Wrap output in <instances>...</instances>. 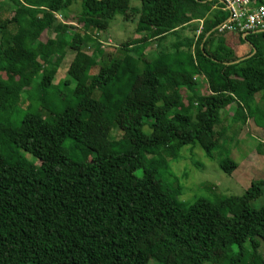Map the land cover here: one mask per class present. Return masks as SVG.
I'll use <instances>...</instances> for the list:
<instances>
[{
  "label": "trees",
  "instance_id": "trees-1",
  "mask_svg": "<svg viewBox=\"0 0 264 264\" xmlns=\"http://www.w3.org/2000/svg\"><path fill=\"white\" fill-rule=\"evenodd\" d=\"M10 1L17 12L0 21V264H264V204L251 206L264 178L241 196L185 204L179 187L158 177L184 146L213 158L228 106L234 120L264 127V29L231 32L250 48L237 57L216 13L194 51L187 42L150 59L148 42L221 0H140V8L130 0ZM76 3L81 12L66 17ZM250 3L264 9V0ZM130 14L140 37L92 75L104 48L98 38L116 15ZM47 32L59 35L39 42ZM66 36L68 80L53 86L62 59L54 46ZM38 42L42 53L30 56ZM218 166L229 176L238 167L229 157Z\"/></svg>",
  "mask_w": 264,
  "mask_h": 264
},
{
  "label": "rangeland",
  "instance_id": "rangeland-1",
  "mask_svg": "<svg viewBox=\"0 0 264 264\" xmlns=\"http://www.w3.org/2000/svg\"><path fill=\"white\" fill-rule=\"evenodd\" d=\"M24 1V0H21ZM37 1V0H36ZM44 0H40L42 2ZM28 2V1H26ZM39 6L43 3H32ZM47 6V2L44 3ZM218 7L224 8V5L217 3ZM130 6L134 8H140V0H130ZM2 10V11H1ZM17 7L10 0H0V21L6 20L15 16ZM81 12L80 3L72 5L68 12L65 13L66 17H77ZM219 18L226 22L230 18V13L217 12ZM58 22H62L63 18L55 15ZM18 20L22 21V15L18 13ZM138 20L137 15H128L123 17L122 15H116L114 20L110 24V28L107 31L108 35H101L98 38L103 43L101 48L103 54L99 56L98 64L91 70V74L98 72V69L102 65H106L109 60L118 55V49L125 42L137 39L135 35V26ZM74 27H81L76 23H70ZM13 28V27H10ZM189 30L193 32L194 28ZM14 31V28L13 30ZM72 33V31H70ZM84 30H81V34ZM179 34V33H178ZM59 34L47 32L42 35L41 43L47 41V39H55ZM231 38L232 34H228ZM237 35L238 39V34ZM177 36V35H175ZM68 36L64 38L62 43L55 44L54 52L58 56H62L57 75L53 80V86H57L60 82L68 80L67 69L70 62L73 59L74 53L69 49ZM33 38H31L32 40ZM176 41V37L174 39ZM35 44L31 46L30 56L40 55L43 47L41 44ZM94 47L91 44L87 45L85 51L88 54L93 52ZM150 50V48H149ZM148 50V51H149ZM155 53L157 49H152ZM146 54H148L146 52ZM147 56L152 57L151 54ZM3 78L5 75L2 74ZM38 83V80H37ZM73 86V84L71 85ZM34 92V91H33ZM36 94L42 95L44 93L43 88H36ZM181 94L186 96L184 90ZM259 98V96L257 97ZM257 98L255 97L254 105L257 104ZM27 99V98H26ZM29 111L39 110V106L27 100L25 103ZM231 112V111H230ZM230 112L221 114V124L217 127L219 130L225 132L220 139L219 147L213 152V158H209L208 155L198 145L191 147V145L184 146L180 150L176 160L169 161L167 168H160L158 170V177L164 183L170 186L179 187L180 200L185 204H192L196 200L203 198L210 201H216L220 198L229 196H241L244 191L250 186L253 180H260L264 178V144L261 145L260 141L252 131V126H243L241 122L230 118ZM216 127V129H217ZM147 132V129H145ZM229 157L235 161L238 165L237 169L229 176L221 171L218 166V162L222 158ZM141 171H137L136 174L140 175ZM264 204V188L260 198L251 202V206L254 209L260 208ZM261 255L264 256V244L259 249ZM149 264H157L156 262H149Z\"/></svg>",
  "mask_w": 264,
  "mask_h": 264
},
{
  "label": "crops",
  "instance_id": "crops-1",
  "mask_svg": "<svg viewBox=\"0 0 264 264\" xmlns=\"http://www.w3.org/2000/svg\"><path fill=\"white\" fill-rule=\"evenodd\" d=\"M199 8L197 7L196 8L197 12L192 14V18H191V22H190L189 26L184 27L183 29H180L176 33L167 35L165 37L166 39L163 40V41L162 40H158V39H154V40L148 42L146 44L144 53L146 54V52H147L148 54H151L152 57H150V59H152V58H154L156 56L157 52L162 50L163 48L170 49V48H173V47H176V46H181L184 49H186V47H187L186 43L187 42H192V45H191L190 49H191V52L194 51V49L196 47V42H197L198 36L201 34L200 33L197 36L198 29L200 27H202L205 22L213 21L214 20V14H216L218 11H220L221 13H225L224 8H221V7L219 8L217 3L212 4V5H208L205 8H201L202 12L205 9L204 10L205 12H203V14L200 12ZM190 28H194L193 32L189 31V30L192 31V29H190ZM231 32L232 31H228V32H226L224 34L225 47L228 48V49H231L233 51L234 55L237 56V57L246 56L249 53V51H250L249 50L250 49L249 46L247 44L240 43V41L238 39H236L237 35H235L234 33H231ZM229 33L232 34L231 38L228 35ZM135 35H136V33H135ZM175 35H177V36H175ZM139 37H140V35L137 36V38H139ZM175 37H176V41L174 40ZM149 48H150V50H149ZM154 48L157 49L155 53L153 52L154 50H152ZM148 54H146V55H148ZM194 79H196V80L199 79L201 81V78L199 76H197V75L194 76ZM200 86H201V88H200L199 92L201 94H203L205 88L207 87L206 86V81L203 80L201 82ZM228 111L229 112L231 111L230 112V118L234 122L233 115L235 113V105L233 104L231 106H228L225 109L224 113H226ZM241 124H243V126H246V125L247 126H252V131L255 133V135L258 138V140L260 141L261 145L264 144V127H262V128L257 127L252 121H248L246 123H241Z\"/></svg>",
  "mask_w": 264,
  "mask_h": 264
},
{
  "label": "built area",
  "instance_id": "built-area-1",
  "mask_svg": "<svg viewBox=\"0 0 264 264\" xmlns=\"http://www.w3.org/2000/svg\"><path fill=\"white\" fill-rule=\"evenodd\" d=\"M225 12L230 13V18L222 23L218 30L239 31L243 35L264 29V9L254 8L250 0H221ZM202 27L197 31V36L201 33Z\"/></svg>",
  "mask_w": 264,
  "mask_h": 264
},
{
  "label": "water",
  "instance_id": "water-1",
  "mask_svg": "<svg viewBox=\"0 0 264 264\" xmlns=\"http://www.w3.org/2000/svg\"><path fill=\"white\" fill-rule=\"evenodd\" d=\"M243 37H244V35H243ZM254 53H255V50H253L252 54H254Z\"/></svg>",
  "mask_w": 264,
  "mask_h": 264
}]
</instances>
